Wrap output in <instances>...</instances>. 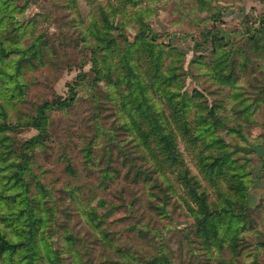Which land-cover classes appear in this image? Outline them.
Masks as SVG:
<instances>
[{"label": "rangeland", "instance_id": "obj_1", "mask_svg": "<svg viewBox=\"0 0 264 264\" xmlns=\"http://www.w3.org/2000/svg\"><path fill=\"white\" fill-rule=\"evenodd\" d=\"M246 1L0 0V264H264V4ZM225 153L248 187L237 252L190 210V189L229 192Z\"/></svg>", "mask_w": 264, "mask_h": 264}, {"label": "trees", "instance_id": "obj_2", "mask_svg": "<svg viewBox=\"0 0 264 264\" xmlns=\"http://www.w3.org/2000/svg\"><path fill=\"white\" fill-rule=\"evenodd\" d=\"M264 2V0H260ZM153 40V39H151ZM151 40H144L143 43L151 46ZM131 71H134L133 66L130 68ZM97 71H99L97 69ZM155 75L160 73V68L158 67V63L156 65ZM51 101H46L44 105H41V109L43 107H46L50 105ZM169 104V103H168ZM171 113L176 117V121L180 125V128L184 134H190L191 130L187 129L185 127H182V118L183 116L178 117L182 113V111H177L176 107L170 105ZM143 113V112H141ZM142 120L140 121V124L146 123L147 122V114L143 113L142 115ZM138 124V123H137ZM156 134L155 131H149L148 134H146L144 131H140V135L144 137L146 144H148V138L149 136H152ZM157 136V135H156ZM190 136V139L194 142L197 141L201 136L199 135L196 138H192V135ZM167 137V136H166ZM158 138V136H157ZM200 140V139H199ZM197 141V143L199 142ZM162 143H161V142ZM159 144H161L160 151L161 153L163 152L165 154V157L167 159H173V149L170 148L169 150L165 146L166 139L160 138L159 137ZM160 146V145H159ZM226 156L223 157V161L220 162L218 160L219 158H216V162H214V168L212 169L215 170H222L226 181L228 182V186L231 188L229 189V192L222 190L220 188L218 191H220L218 194V200L217 201H210L206 195H202L196 191V189H190L191 197L194 198L195 205L193 207H190V210L192 211V214L194 215V218L196 220L197 226H201L203 230L207 231V234L210 236V238L214 241L217 245H223L224 238H227V242L229 243V246L234 251H238L239 249V239L238 235H240V231H242V224L245 222L246 217L248 216V207H247V202H246V190L247 186L245 181L240 177L236 176V173H233L232 175L230 174L232 171L233 165H227L226 162L229 159L230 153H225ZM153 156V154H152ZM204 155L200 156V164L207 173L208 176H211L212 169L209 170L205 166L204 162ZM157 161V159H155ZM215 160V159H214ZM233 163V162H232ZM224 168L226 170L224 171ZM187 177V176H186ZM196 179V177H195ZM183 180V178H182ZM184 180H187V178H184ZM189 202V201H188ZM190 203V202H189ZM239 208V210H238Z\"/></svg>", "mask_w": 264, "mask_h": 264}, {"label": "crops", "instance_id": "obj_3", "mask_svg": "<svg viewBox=\"0 0 264 264\" xmlns=\"http://www.w3.org/2000/svg\"><path fill=\"white\" fill-rule=\"evenodd\" d=\"M243 2H244V0H243ZM246 3L248 4V7H246V8H250L252 5L260 6V5H263L264 4V2H262L260 0H247ZM243 6H245V5H243ZM239 8L241 9L242 7H239ZM236 10H239V9H236Z\"/></svg>", "mask_w": 264, "mask_h": 264}]
</instances>
